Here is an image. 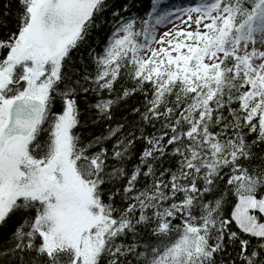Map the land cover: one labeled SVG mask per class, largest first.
Instances as JSON below:
<instances>
[{
    "label": "snow or ice",
    "instance_id": "snow-or-ice-1",
    "mask_svg": "<svg viewBox=\"0 0 264 264\" xmlns=\"http://www.w3.org/2000/svg\"><path fill=\"white\" fill-rule=\"evenodd\" d=\"M0 264H264V0H8Z\"/></svg>",
    "mask_w": 264,
    "mask_h": 264
},
{
    "label": "trees",
    "instance_id": "trees-1",
    "mask_svg": "<svg viewBox=\"0 0 264 264\" xmlns=\"http://www.w3.org/2000/svg\"><path fill=\"white\" fill-rule=\"evenodd\" d=\"M8 2V0H0V12L4 10V5Z\"/></svg>",
    "mask_w": 264,
    "mask_h": 264
}]
</instances>
